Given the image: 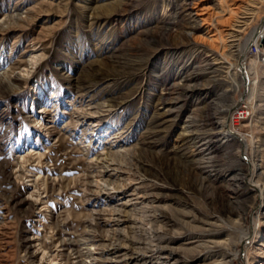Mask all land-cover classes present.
<instances>
[{
  "label": "rangeland",
  "instance_id": "obj_1",
  "mask_svg": "<svg viewBox=\"0 0 264 264\" xmlns=\"http://www.w3.org/2000/svg\"><path fill=\"white\" fill-rule=\"evenodd\" d=\"M198 2L0 0V264H264V77L248 161L216 113L264 0Z\"/></svg>",
  "mask_w": 264,
  "mask_h": 264
},
{
  "label": "bare ground",
  "instance_id": "obj_2",
  "mask_svg": "<svg viewBox=\"0 0 264 264\" xmlns=\"http://www.w3.org/2000/svg\"><path fill=\"white\" fill-rule=\"evenodd\" d=\"M205 1L206 0H200V2H198L197 5L192 6L191 9L193 11H195V13H194L195 14V18L194 19H200L202 21L203 25H207V28L210 27V29L212 30L213 29L212 26L216 27L215 23L213 22V20L215 18L214 16H216L215 19L217 20V17H219V18L220 17H226L228 15V12L226 13V12H224V10H222L221 12H219V15L218 14L216 15L215 13L211 12L212 8L210 6L205 5L206 4ZM235 8H237V7H235ZM235 11H237V10H235ZM229 17H231V16H229ZM229 17H226L227 18L226 20H229ZM19 21H21V19ZM263 21H264V19H263ZM210 29H209V31H210ZM237 31H239V30L237 29ZM216 35L220 36L221 33L214 32L213 34L210 35V38L212 40H217V38L216 39L213 38ZM199 37L200 36H196L195 37V41L201 42V40H199L200 39ZM219 38H221V37H219ZM249 38L246 39L245 43L242 46L239 45L240 47L237 48L238 49L237 58L235 59L234 62L229 63V68H228V71L226 70L227 72H226V77H225L226 78L225 81L229 84V87L224 90L228 95H226L225 99L221 100L220 102H217V104H216V110H217L216 113L217 114L218 113L221 114V115H219V119L220 120L218 121V124H219V127H221L220 128L221 131L225 135L224 142H230V141L234 142V141H239L240 140L241 143L239 145V148L237 149L236 154H238V156L244 161H248V159H249L248 154H247V149L250 146H252L251 144L253 143V141H252V139H249V138L245 137L242 133L236 131V129L233 127V124H232V116L234 115V113H235V111H236V109L238 107L239 97H240V95L242 93V90H243V82H242L243 80L240 77V71L243 68H248L250 70V67H251L250 57H251V59H254V63H253L254 69H256L258 67V65H257V63L255 61V58H253L252 56H250L248 54V46H247V44H248ZM201 39H203V38H201ZM232 40H234V39H232ZM233 46H237V45L234 44ZM217 52H219L221 54L222 58H224L223 62L227 61V58L230 59V61L232 60L231 55L229 54V52H228V54H227V52L225 53L224 51H223L224 53L222 51H217ZM243 53L246 54L245 58H244L245 59L244 61H243ZM261 76L264 77V75H260V78H261ZM10 77H11V75L9 76L8 72L0 74V86H3V83L6 80H7V84L12 82ZM252 79L254 80L255 78L252 77L251 80ZM259 83H260V79H259V81H258V79H256V82L254 84H252V87L250 89V91L252 93V97L253 96L257 97L258 90H256V88L258 87ZM229 94H232V99L230 98L231 96ZM229 100H231V101L229 102ZM256 106H257V103L251 102V113L249 115V122L250 123H253L255 121L254 120L255 119V113H256V110H257ZM252 125H254V124H252ZM102 156L105 159H109V157H111V151L110 150L109 151L108 150L105 151ZM249 171H250L249 172L250 173V177L249 178L246 177V178H248V179H246V181L247 182L249 181L250 184H251L252 182L255 181L254 180V176L256 174H258L259 169L258 168L257 169L253 168V169H250ZM254 186H257V185H254ZM233 192H235V191H233ZM254 216L256 218H258V221L256 222L254 229H252V230H251V228L246 229L243 232L242 237H240L239 241L244 246L246 245V242L249 239V235L251 236L250 238H252L251 242L255 243L256 239L258 237V234L260 232V228H261V224H262V215L260 216V214L258 215V213H256ZM240 220H241L240 217H238L236 219V221L233 222L232 224L235 223V225L238 226ZM234 227H236V226H234ZM160 228H162V226ZM212 243H214L216 245H220V246H229V243H228L227 240H223V241H219V242H214L213 241ZM246 250L249 253L250 248L246 247ZM234 254H236V252ZM247 260H248V258H247ZM220 261L221 262H219L218 264H224V263L227 264L225 261H222V259ZM248 261H249V264H252L251 258H249Z\"/></svg>",
  "mask_w": 264,
  "mask_h": 264
},
{
  "label": "built area",
  "instance_id": "obj_3",
  "mask_svg": "<svg viewBox=\"0 0 264 264\" xmlns=\"http://www.w3.org/2000/svg\"><path fill=\"white\" fill-rule=\"evenodd\" d=\"M248 41V54L255 58L258 67L255 69L257 71L252 72L248 68H243L240 71V77L243 82V90L239 97L238 107L232 116V124L236 131L242 133L245 137L253 139L255 132H252L253 123L249 122V115L251 113V102L252 93L250 91L252 84L256 82V79L260 75H264V21L259 22L254 29L247 35ZM245 55L243 53V61L245 60ZM244 74V77H243ZM252 77L255 79L251 80ZM250 126L249 133L243 132L241 129L242 125Z\"/></svg>",
  "mask_w": 264,
  "mask_h": 264
},
{
  "label": "water",
  "instance_id": "obj_4",
  "mask_svg": "<svg viewBox=\"0 0 264 264\" xmlns=\"http://www.w3.org/2000/svg\"><path fill=\"white\" fill-rule=\"evenodd\" d=\"M243 68V67H242ZM243 77H244V74H243Z\"/></svg>",
  "mask_w": 264,
  "mask_h": 264
}]
</instances>
